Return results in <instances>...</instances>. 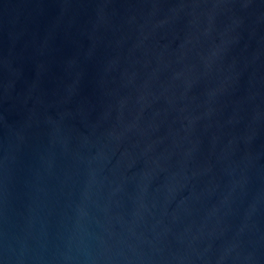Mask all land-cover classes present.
<instances>
[{
	"label": "water",
	"instance_id": "1",
	"mask_svg": "<svg viewBox=\"0 0 264 264\" xmlns=\"http://www.w3.org/2000/svg\"><path fill=\"white\" fill-rule=\"evenodd\" d=\"M0 264H264V0H0Z\"/></svg>",
	"mask_w": 264,
	"mask_h": 264
}]
</instances>
